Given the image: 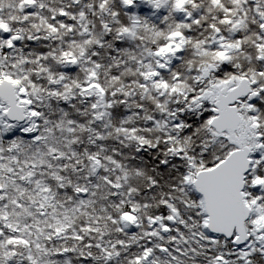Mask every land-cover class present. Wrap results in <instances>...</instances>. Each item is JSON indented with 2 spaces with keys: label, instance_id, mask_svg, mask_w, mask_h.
<instances>
[{
  "label": "snow or ice",
  "instance_id": "1",
  "mask_svg": "<svg viewBox=\"0 0 264 264\" xmlns=\"http://www.w3.org/2000/svg\"><path fill=\"white\" fill-rule=\"evenodd\" d=\"M0 264H264V0H0Z\"/></svg>",
  "mask_w": 264,
  "mask_h": 264
}]
</instances>
